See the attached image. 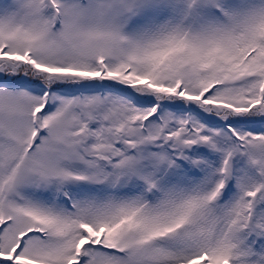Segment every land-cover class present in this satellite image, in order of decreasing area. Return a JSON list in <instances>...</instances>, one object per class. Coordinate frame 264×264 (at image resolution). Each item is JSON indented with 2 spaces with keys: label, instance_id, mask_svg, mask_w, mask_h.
I'll use <instances>...</instances> for the list:
<instances>
[{
  "label": "snow or ice",
  "instance_id": "1",
  "mask_svg": "<svg viewBox=\"0 0 264 264\" xmlns=\"http://www.w3.org/2000/svg\"><path fill=\"white\" fill-rule=\"evenodd\" d=\"M0 264H264V0H0Z\"/></svg>",
  "mask_w": 264,
  "mask_h": 264
}]
</instances>
